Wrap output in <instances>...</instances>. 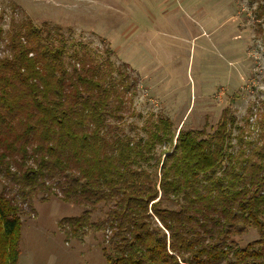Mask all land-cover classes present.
Returning a JSON list of instances; mask_svg holds the SVG:
<instances>
[{
  "label": "trees",
  "instance_id": "trees-1",
  "mask_svg": "<svg viewBox=\"0 0 264 264\" xmlns=\"http://www.w3.org/2000/svg\"><path fill=\"white\" fill-rule=\"evenodd\" d=\"M253 1L264 27V0ZM4 20L0 12V264H19L21 217L52 194L108 208L95 223L110 231L107 264H264V119L260 140L237 137V156L230 108L210 135L160 117L131 137L117 123L130 82L109 59L74 43L70 53L59 31L31 20L13 15L7 29ZM90 212L65 222L86 231ZM248 229L260 239L236 247Z\"/></svg>",
  "mask_w": 264,
  "mask_h": 264
},
{
  "label": "rangeland",
  "instance_id": "rangeland-1",
  "mask_svg": "<svg viewBox=\"0 0 264 264\" xmlns=\"http://www.w3.org/2000/svg\"><path fill=\"white\" fill-rule=\"evenodd\" d=\"M256 8L253 0H0L5 29L13 15L31 20L59 31L70 53L74 43L111 61L115 78L130 82L117 121L127 135H144L160 117L178 131L210 135L230 108L241 129L233 135L235 156L242 152L237 137L260 140L264 119V27ZM34 209L21 217L19 264H107L102 248L110 231L95 227L107 207L92 210L52 194L37 198ZM87 210L93 225L71 231L65 220ZM259 239L253 229L234 237L239 248Z\"/></svg>",
  "mask_w": 264,
  "mask_h": 264
}]
</instances>
